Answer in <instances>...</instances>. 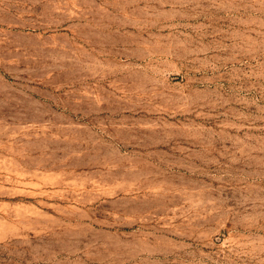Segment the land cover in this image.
<instances>
[{
	"label": "rangeland",
	"instance_id": "obj_1",
	"mask_svg": "<svg viewBox=\"0 0 264 264\" xmlns=\"http://www.w3.org/2000/svg\"><path fill=\"white\" fill-rule=\"evenodd\" d=\"M0 264H264V0H0Z\"/></svg>",
	"mask_w": 264,
	"mask_h": 264
}]
</instances>
